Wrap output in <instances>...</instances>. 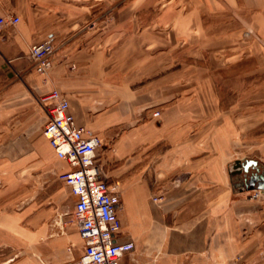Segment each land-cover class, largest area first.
<instances>
[{
	"label": "crops",
	"instance_id": "1",
	"mask_svg": "<svg viewBox=\"0 0 264 264\" xmlns=\"http://www.w3.org/2000/svg\"><path fill=\"white\" fill-rule=\"evenodd\" d=\"M117 1L111 21V0H0L2 14L19 18L0 31V264H68L83 250L75 198L59 179L68 165L42 133V98L52 89L66 95L77 125L101 137L97 160L107 181L119 182L116 238L134 249L118 264H233L237 255L264 264V193L246 199L242 191H255L229 167L244 134L247 148L259 146L255 160L264 169V130L253 131L250 115L239 125L235 103L221 108L211 74L212 59L238 55L239 10L252 23L262 16L264 37V5ZM44 40L54 45L46 80L29 54ZM180 57L189 76L177 83ZM126 89L135 90L128 99ZM29 155L48 170L32 196L9 176L30 168ZM239 218L247 219L242 241Z\"/></svg>",
	"mask_w": 264,
	"mask_h": 264
},
{
	"label": "built area",
	"instance_id": "2",
	"mask_svg": "<svg viewBox=\"0 0 264 264\" xmlns=\"http://www.w3.org/2000/svg\"><path fill=\"white\" fill-rule=\"evenodd\" d=\"M18 20L17 16L0 12V31L14 26ZM53 53L54 45L49 40L30 46L33 68L43 80L53 66ZM42 101L46 109L42 133L55 155L68 165L59 177L75 198L72 215L83 241L82 253L68 264H118L122 255L134 249V243L116 238L121 229L122 203L119 182H108L103 165L97 160L102 139L75 123L67 97L58 89H52ZM260 193L255 190L252 196ZM236 264L243 263L238 260Z\"/></svg>",
	"mask_w": 264,
	"mask_h": 264
},
{
	"label": "rangeland",
	"instance_id": "3",
	"mask_svg": "<svg viewBox=\"0 0 264 264\" xmlns=\"http://www.w3.org/2000/svg\"><path fill=\"white\" fill-rule=\"evenodd\" d=\"M109 5L111 6V9L108 13V18L112 21L116 19V7L119 6V3L117 0H111ZM254 5H264V0H254ZM156 9L158 10L157 6ZM244 11L239 10V14L236 16L239 29V39L237 44L238 55L231 59H212L211 74L221 101V108H229L230 104L235 103L236 105L232 107L231 114L238 116L239 125H245L244 121L246 115L254 116L255 118L253 119V122H257V125L254 127L253 131L259 133L264 130V124L258 123L261 121L264 113V37H262L260 33L262 16L255 15L254 19L255 21L257 20V22L252 23L251 19L245 15L246 10ZM185 62V58L182 57L175 58L174 60L175 73L173 74V78L177 83L184 82L188 79L189 74L187 73V70H184L186 69ZM159 68H161L160 65ZM154 76L163 79L159 81H164L165 79V75L164 77H160L161 73ZM132 92L130 89H126L127 99L133 96ZM151 114L152 112H150V116L148 117L151 118ZM241 135L243 140L241 142L242 144L238 147L237 152L235 151V153L229 158L230 169L237 173L241 172V167L237 162L248 158L258 160L260 157L259 149L257 148L259 146H257V143L254 144L253 148H247L244 141L245 136L244 134ZM43 138L50 147L49 142L44 135ZM42 150L46 151L45 144L41 145V151ZM55 158L59 161L65 162L57 156H55ZM29 159L30 168L9 174V176L13 179H20V181L26 186L24 187L25 193L32 196L36 194L37 191H41L43 185L42 181L48 178V170L34 166V164H32L33 159L31 155H29ZM233 179H235V175H233ZM242 193L244 197L247 195L245 198L248 200L263 196L261 195L263 194L262 192L257 197L252 196L255 192L250 193L242 191ZM237 221L238 240L242 241L246 236L245 222H247V219L239 218ZM238 260L242 261L243 264H261L260 258H255V260L253 259V261H251L241 255H237L234 258L233 264H236V261Z\"/></svg>",
	"mask_w": 264,
	"mask_h": 264
},
{
	"label": "water",
	"instance_id": "4",
	"mask_svg": "<svg viewBox=\"0 0 264 264\" xmlns=\"http://www.w3.org/2000/svg\"><path fill=\"white\" fill-rule=\"evenodd\" d=\"M241 171L244 173V178L239 185H243L246 190H259L264 193V169H260L255 159H244L237 162Z\"/></svg>",
	"mask_w": 264,
	"mask_h": 264
},
{
	"label": "bare ground",
	"instance_id": "5",
	"mask_svg": "<svg viewBox=\"0 0 264 264\" xmlns=\"http://www.w3.org/2000/svg\"><path fill=\"white\" fill-rule=\"evenodd\" d=\"M248 159H250V158H248ZM243 160H244V159H243ZM257 165H259V164H258V161H257Z\"/></svg>",
	"mask_w": 264,
	"mask_h": 264
},
{
	"label": "flooded vegetation",
	"instance_id": "6",
	"mask_svg": "<svg viewBox=\"0 0 264 264\" xmlns=\"http://www.w3.org/2000/svg\"><path fill=\"white\" fill-rule=\"evenodd\" d=\"M243 175H244V173H243ZM244 178V177H243ZM244 186V184L242 185V187Z\"/></svg>",
	"mask_w": 264,
	"mask_h": 264
}]
</instances>
